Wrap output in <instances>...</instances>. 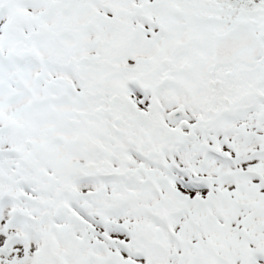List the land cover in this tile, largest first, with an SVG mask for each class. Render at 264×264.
Instances as JSON below:
<instances>
[{
  "label": "snow or ice",
  "instance_id": "snow-or-ice-1",
  "mask_svg": "<svg viewBox=\"0 0 264 264\" xmlns=\"http://www.w3.org/2000/svg\"><path fill=\"white\" fill-rule=\"evenodd\" d=\"M0 264H264V0H0Z\"/></svg>",
  "mask_w": 264,
  "mask_h": 264
}]
</instances>
